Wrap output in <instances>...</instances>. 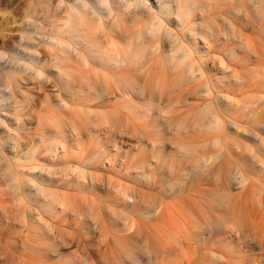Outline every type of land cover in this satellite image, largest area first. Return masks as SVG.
Here are the masks:
<instances>
[{"label": "clouds", "instance_id": "9594fccd", "mask_svg": "<svg viewBox=\"0 0 264 264\" xmlns=\"http://www.w3.org/2000/svg\"><path fill=\"white\" fill-rule=\"evenodd\" d=\"M8 3L0 264H264V0Z\"/></svg>", "mask_w": 264, "mask_h": 264}, {"label": "rangeland", "instance_id": "374dc122", "mask_svg": "<svg viewBox=\"0 0 264 264\" xmlns=\"http://www.w3.org/2000/svg\"><path fill=\"white\" fill-rule=\"evenodd\" d=\"M15 14L16 13L11 8V4L8 3V0H0V32H8L15 26L12 22V17ZM190 204H195V200L193 198H185L182 203H178L176 201L166 202L160 220L158 221L159 227L161 229L178 227L179 222L185 218V208ZM169 214L171 218H166L165 216H169ZM175 219L177 220L174 221ZM253 223L257 226H264V218L254 220Z\"/></svg>", "mask_w": 264, "mask_h": 264}, {"label": "bare ground", "instance_id": "6f19581e", "mask_svg": "<svg viewBox=\"0 0 264 264\" xmlns=\"http://www.w3.org/2000/svg\"><path fill=\"white\" fill-rule=\"evenodd\" d=\"M165 217H166V218H167V217H170V214H169V216H165ZM170 218H171V217H170ZM176 220H177V219H175L174 221H176ZM173 223H175V222H173ZM174 225H175V224H174Z\"/></svg>", "mask_w": 264, "mask_h": 264}]
</instances>
